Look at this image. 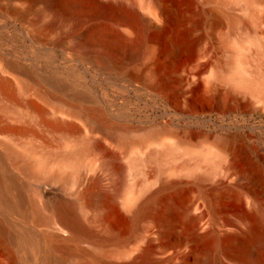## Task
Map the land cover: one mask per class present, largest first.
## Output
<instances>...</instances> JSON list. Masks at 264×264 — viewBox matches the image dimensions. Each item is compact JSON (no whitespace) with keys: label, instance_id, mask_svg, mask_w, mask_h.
<instances>
[{"label":"bare ground","instance_id":"obj_1","mask_svg":"<svg viewBox=\"0 0 264 264\" xmlns=\"http://www.w3.org/2000/svg\"><path fill=\"white\" fill-rule=\"evenodd\" d=\"M0 35V245L14 262L264 264V142L134 129L106 94L264 113V0H0Z\"/></svg>","mask_w":264,"mask_h":264},{"label":"rangeland","instance_id":"obj_2","mask_svg":"<svg viewBox=\"0 0 264 264\" xmlns=\"http://www.w3.org/2000/svg\"><path fill=\"white\" fill-rule=\"evenodd\" d=\"M1 30L7 31L1 33V35L4 37L6 45L11 52L17 53L23 50L24 45L21 36L19 33L14 32L15 28L13 26L2 27ZM104 84H106L104 80L98 79L97 85L99 88L101 87L100 85ZM106 94L115 106L129 112V124L134 129L139 127L150 129L153 125L161 126L167 124L170 128L179 131L201 125L207 132L212 133L214 136L224 137L240 134L242 140L253 147L258 148L260 142H264V113L255 111L249 106L234 110L231 109L225 113L212 110L208 113L192 116L184 113L172 101L165 100L164 98H153L149 95L140 96L135 91H121L112 87H107ZM120 123L122 121H119L118 125ZM186 158L188 156L179 159L181 161ZM126 162V159L120 158V164H126ZM87 245L88 243L82 244L84 247ZM10 246L7 247L6 244L4 246L0 245V264H17L12 259L10 250H12V253L18 250L13 244ZM21 259L22 256L20 257Z\"/></svg>","mask_w":264,"mask_h":264}]
</instances>
